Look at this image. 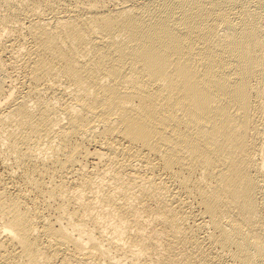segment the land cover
Wrapping results in <instances>:
<instances>
[{
  "label": "bare ground",
  "instance_id": "bare-ground-1",
  "mask_svg": "<svg viewBox=\"0 0 264 264\" xmlns=\"http://www.w3.org/2000/svg\"><path fill=\"white\" fill-rule=\"evenodd\" d=\"M108 3L0 0V264H264V0Z\"/></svg>",
  "mask_w": 264,
  "mask_h": 264
},
{
  "label": "rangeland",
  "instance_id": "rangeland-1",
  "mask_svg": "<svg viewBox=\"0 0 264 264\" xmlns=\"http://www.w3.org/2000/svg\"><path fill=\"white\" fill-rule=\"evenodd\" d=\"M109 2V3H108ZM113 3L114 2V0H107V3L108 4H110V3ZM10 54V53H9ZM10 58V56L7 54H5V56H4V60H3V62H4V65H5V69H6V78H5V80L6 81H4V78L2 79V81H0V92H1V87H2V91H4V93L8 96H6V98L5 99H7V101L6 100H3L2 101V106L0 107V110L1 109H4L5 107V105H6V107L8 106V105H10L11 103H12V101H14V99H16V98H18V97H20V93H22V91L24 92L25 91V89H23V87H22V77H23V73H22V70L21 69H19L18 67H17V69H16V67H14V64H13V62H10L11 61V59H9ZM5 60H6V62H7V60H8V63H5ZM11 63V64H10ZM9 64H10V66H9ZM15 68V69H14ZM14 69V70H13ZM19 69V70H18ZM16 70V71H15ZM18 71V72H17ZM11 72V73H10ZM13 72V73H12ZM17 72V73H16ZM7 73L9 74V76L10 75H12V76H7ZM19 74V75H18ZM19 77H18V76ZM14 76V77H13ZM12 78V79H11ZM20 80H19V79ZM22 78V79H21ZM7 79H8V81H7ZM14 82H13V81ZM17 81V82H16ZM6 84V85H5ZM21 84V85H20ZM12 85V86H11ZM13 87H14V89H15V91H14V89H13ZM4 88V89H3ZM13 90H12V89ZM9 90V92L11 93V90H12V93H11V96H10V94H8V91ZM7 92V93H6ZM19 92V93H18ZM2 94H4L3 92H1ZM0 93V99H4V97L2 98L1 97V94ZM13 94V95H12ZM17 94H19V95H17ZM14 96V97H13ZM16 96V97H15ZM12 97V98H11ZM11 98V99H10ZM10 99V100H9ZM7 103V104H6ZM4 104V105H3ZM4 107V108H3ZM6 109V108H5ZM95 146H89V149H90V152H94V150H95V148H94ZM97 163H98V161L94 158V157H92V156H90L89 158H88V161L86 162V164H87V169H89L88 171L89 172H91V173H93L94 174V176H96V174L98 175V173H96V172H99V174L101 173L100 171L102 170V166H98L97 165ZM1 165V164H0ZM3 172V168H2V166H0V172ZM72 176V177H71ZM72 178V179H71ZM72 180V181H71ZM68 183L70 184H68V187L70 188V189H73V188H75L74 186H76V178H75V176L74 175H70V177H69V180H68ZM72 183V184H71ZM74 185V186H73ZM73 186V187H72ZM72 187V188H71ZM135 229H133V231H134ZM135 232V231H134ZM133 232V233H134ZM214 264H217V263H214Z\"/></svg>",
  "mask_w": 264,
  "mask_h": 264
}]
</instances>
